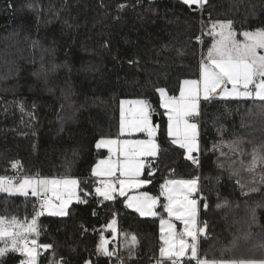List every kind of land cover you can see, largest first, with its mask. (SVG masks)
Here are the masks:
<instances>
[{
    "label": "trees",
    "instance_id": "16d2710c",
    "mask_svg": "<svg viewBox=\"0 0 264 264\" xmlns=\"http://www.w3.org/2000/svg\"><path fill=\"white\" fill-rule=\"evenodd\" d=\"M229 20L236 32L264 28V0H208L201 11L183 0H0V175L74 176L87 201L72 202L66 216L39 217L35 238L52 248L39 249L37 264H160L158 217L141 216L124 196L104 200L94 191L91 169L107 155L96 142L116 134L120 100L132 97L158 112L160 152L147 161L154 173L146 167L152 180L143 190L157 194L165 178H196L199 225L206 224L199 256L264 259V168L246 170L253 147L264 142V102L203 100L193 164L166 135L156 91L176 94L183 79L197 77L212 23ZM38 207L31 194H0V216L30 220ZM112 219L136 246L99 254ZM21 257L9 251L0 264Z\"/></svg>",
    "mask_w": 264,
    "mask_h": 264
},
{
    "label": "snow or ice",
    "instance_id": "6c2138e0",
    "mask_svg": "<svg viewBox=\"0 0 264 264\" xmlns=\"http://www.w3.org/2000/svg\"><path fill=\"white\" fill-rule=\"evenodd\" d=\"M189 7L195 5L203 9L208 0H183ZM31 7V5H29ZM124 7V5H120ZM208 35L213 37V43L208 48L207 54L202 57L199 67V79L183 80L180 85L179 97L168 96L164 88H157L160 94L161 107L166 109L168 117V135L171 137L172 144H178L180 148L186 150L187 159L193 164H198L191 153L198 150L196 143L197 125L189 123L188 118L198 115L199 100L201 93L203 99L208 100L214 94L234 98H254L264 102V55L258 54V49H264V28L254 31H243L240 35L243 40H238L237 33L233 30V22L216 21L213 22ZM199 41L201 38L196 37ZM130 63H132L130 61ZM231 85L229 89L227 86ZM219 90V91H218ZM136 105V118L130 122L125 120L124 105ZM151 105L146 100L121 101V121L120 132L128 130L136 132H146V141L128 140H100L97 147L106 146L113 152L117 159L101 160L92 169V175L105 177L99 181L101 186L96 187L97 196H102L104 200L114 199L116 187L112 182L117 172L121 177L119 183V195L124 196L127 188H139L148 181L140 179L141 171L145 166L144 157H156L159 145L156 143V128L150 122ZM244 141H234L230 147H239ZM252 144L253 141H247ZM12 167L18 169V162H12ZM258 168H264V142L253 147L251 160L246 170L253 175ZM255 183V179L253 180ZM260 183H264V172L260 176ZM80 181L71 176L63 177H41L39 174L25 176L17 180L16 177H0V192L21 193L25 196L29 193L33 197L40 199L41 211H36L35 215L29 220H23L13 215L10 218L0 216V257L9 251L19 252L26 259L21 260L20 264H37L39 248L51 249L52 245H39L37 239L33 238L29 242V236L38 237V219L48 211L50 215L66 216L67 208L75 198L78 202L82 201L77 194ZM198 181L192 180H171L165 181L161 185V196H164L168 203L164 205L169 217L184 224L182 233L175 231V226L171 221L161 220V241L160 264L163 261H171V264H180L181 258L185 257L190 251V260H195L196 264H264V259H213L200 258L198 249V236L204 234L205 227H198L197 222V201L190 199L193 192L197 191ZM256 189H251L255 191ZM51 194V195H50ZM87 195V193H85ZM53 199L59 201L53 203ZM132 201H135L133 203ZM157 198L149 196L147 193L140 197H130L128 207H135L141 216H154L156 212L153 208L157 204ZM207 207V205H205ZM95 214V213H94ZM252 218L255 219V209H252ZM113 220L108 224V228L114 232L116 229ZM191 238V243L186 240ZM107 240L101 235L100 242L97 244V252L112 256L108 250ZM131 248L136 246V237H131L128 242ZM264 247V242H261ZM63 264V259L56 262ZM85 264H90L85 261Z\"/></svg>",
    "mask_w": 264,
    "mask_h": 264
},
{
    "label": "rangeland",
    "instance_id": "374dc122",
    "mask_svg": "<svg viewBox=\"0 0 264 264\" xmlns=\"http://www.w3.org/2000/svg\"><path fill=\"white\" fill-rule=\"evenodd\" d=\"M234 30V29H233ZM235 31V30H234ZM243 31H254V30H242V31H240V32H236L237 33V39L238 40H243V37L240 35V33H242ZM212 43H213V37L211 36V43H210V46L212 45ZM209 46V47H210ZM208 47V48H209ZM207 51H208V49H207ZM207 51L205 52V54L202 56V57H204L206 54H207ZM258 54H260V55H264V49H258ZM202 57H201V59H202ZM201 59H200V62H201ZM197 79H199V73H198V76L197 77H194V78H185V79H183V80H197ZM182 80V81H183ZM181 81V82H182ZM181 85V84H180ZM229 89L231 88V85H228L227 86ZM163 88V87H162ZM165 90H166V93H167V95L168 96H175V97H179V94H180V87H179V89H178V92L176 93V94H172V93H170V92H168V90L166 89V88H164ZM219 91V90H218ZM158 98H159V106H160V108H161V110H162V113H163V115L165 116V118H166V121H165V131H166V135L169 137V135H168V117H167V115H166V109L165 108H163V107H161V104H160V94L158 93ZM146 100L147 101V99L146 98H144V97H132V98H122L121 100H120V104H119V121H118V129H117V132H116V134L115 135H113V136H110V137H102V138H99L98 139V141H100V140H108V139H112V140H128V141H146V140H148V135H147V133L146 132H136V131H131V130H128V131H126L125 133H123V134H121V132H120V121H121V101L122 100H124V101H132V100ZM210 99H239V100H249V99H254V98H234V97H225V96H221V95H219V94H214ZM203 100H205V99H203V94L201 93V97H200V100H199V107H198V113H200V103L203 101ZM124 110H125V120H126V122H130V121H132V120H134L135 118H136V108H137V106L136 105H129V104H125L124 106ZM158 112H155V111H153V109H152V107H151V113H150V122H151V124H152V126L153 127H155L156 128V137H155V140H156V143L159 145V142H158V139H157V129H158V125L157 126H155L154 124H153V115L154 114H157ZM198 118H199V114L198 115H193V116H191V117H189L188 118V122L189 123H194V124H196L197 125V129H196V131H197V137H196V143H197V145H198V150H196V151H193L192 153H191V155L195 158V159H197L198 160V157H199V151H200V142H199V125H198ZM170 138V140L172 139L171 137H169ZM97 141V142H98ZM97 142H96V147H97ZM176 146H178L179 147V145L178 144H175ZM99 148H102V149H104L106 152H107V155L105 156V157H102V158H100L94 165H93V167H95L96 165H97V163L99 162V161H101V160H109L110 158L112 159V160H115V159H117V156L113 153V152H110L109 151V148L108 147H106V146H101V147H99ZM159 152H160V146H159V151H158V154H157V156L159 155ZM183 153H184V156H185V158H187V156H186V150L185 149H183ZM156 156V157H157ZM156 157H144L143 159H144V163H145V166H144V168L142 169V171H141V175H140V179H142V180H145V181H148V183H146V184H142L139 188H127L126 189V191H125V195H124V201H125V204L127 205L128 204V202H129V198L130 197H140V196H142V194H144V193H147L149 196H151V197H155V198H157V204L155 205V207L153 208V211H155L156 212V215H154V216H147V217H158V230H159V239H160V247H161V245H162V241H161V220H164V221H171V223L175 226V231L177 232V233H182L183 232V230H184V224L181 222V221H179V220H176L174 217H169V215H168V213H167V211L165 210V208H164V205L166 204V203H168V201H167V199L164 197V196H161V191H162V189H161V185L162 184H164L165 183V181H171V180H192V179H194V177L193 178H165L164 180H162V182L160 183V185H159V191H158V193L157 194H154L153 192H149V191H147V190H143V187L144 186H148L149 185V183L151 182V180H152V178L151 177H144L143 176V174H144V171H145V169H146V167H147V165H146V162L148 161V160H154ZM93 167H92V169H93ZM92 169H91V173H92ZM147 173H148V175H153V173H154V170H153V167L150 165V169H148L147 168ZM29 176H33V175H29ZM93 176V175H92ZM0 177H6V176H2V175H0ZM23 177H25V176H21L20 178H23ZM42 177H48V176H42ZM51 177H63V176H51ZM71 177H73V178H76V177H74V176H71ZM94 177V179L97 181V184L95 185V188H94V191H95V189H96V187H98V186H101L100 185V183H99V181L101 180V179H107V178H105V177H96V176H93ZM121 177L119 176V172H117V174H116V177H113V178H111L112 179V182L114 183V185H115V187H116V192L114 193V196L115 195H119V183H118V181H119V179H120ZM76 179H78V178H76ZM17 180H19V179H17ZM79 180V179H78ZM80 185V184H79ZM79 187H78V189H77V194L79 195ZM1 193V192H0ZM2 193H7V194H19V195H23V194H21V193H17V192H13V193H8V192H2ZM96 193V192H95ZM30 194V193H29ZM198 194V186H197V191H195V192H193L192 194H191V196H190V199H194V200H196L197 201V205H196V207H197V222H198V227H200V225H199V200H198V198H196V195ZM51 195V194H50ZM75 201H77L75 198H73V200H72V202H75ZM71 202V203H72ZM133 203H135V201H132ZM53 203H56V204H58L59 203V201H56V200H54L53 199ZM70 203V204H71ZM69 204V205H70ZM130 208V207H129ZM131 209H133L134 211H136V209H135V207H132ZM38 211H41V209H40V204H39V207H38ZM137 212V211H136ZM137 213H139V212H137ZM44 214H49V212L48 211H44ZM140 214V213H139ZM113 220H115L116 221V219H112V220H110L109 222H108V224L111 222V221H113ZM108 224L107 225H105L104 226V232H102V234L101 235H103V237H104V239L105 240H107V247H108V250L110 251V252H112L113 253V255H116V253H117V251L119 250V249H122V248H124V249H127V248H131V246H130V244L128 243L130 240H131V237H133L134 235H126V234H124V233H120L119 232V230H118V226H117V221H116V224L114 225V228L116 229V231L114 232L112 229H110V228H108L107 226H108ZM106 232H108L107 234H106ZM101 235H100V239H101ZM33 238H35V237H33V236H29V242H30V240L31 239H33ZM36 239V238H35ZM186 240L189 242V243H191V238L190 237H186ZM99 242H100V240H99ZM136 243H137V241H136ZM0 246H2V245H0ZM39 249H41V248H39ZM39 249H38V251H39ZM43 249V248H42ZM159 250H160V248H159ZM21 254V253H20ZM100 254V253H99ZM101 254H103V253H101ZM22 255V254H21ZM190 255H191V253H190V251L188 252V254L185 256V257H183V258H181V261H180V264H182L183 262H185V261H187V260H190L189 259V257H190ZM159 257H160V251H159ZM200 258H206V257H204V256H201ZM24 259H26V257L25 256H23L22 255V257H21V259H20V261L21 260H24ZM207 259H209V260H213L214 258H207ZM216 260H218V259H216ZM20 261L17 263V264H20ZM161 261V260H160ZM194 262H195V264H196V261L195 260H193ZM84 264H85V262H84Z\"/></svg>",
    "mask_w": 264,
    "mask_h": 264
},
{
    "label": "built area",
    "instance_id": "2783aa9c",
    "mask_svg": "<svg viewBox=\"0 0 264 264\" xmlns=\"http://www.w3.org/2000/svg\"><path fill=\"white\" fill-rule=\"evenodd\" d=\"M200 11H201V9H200ZM201 20H200V22L202 23L203 21H204V19H203V16H201ZM210 17H209V15H206V17H205V19H209ZM204 29V27H203V25L201 26V30H203ZM201 40V39H200ZM150 162H147V166H150ZM6 177H16L17 179H20V175H17V174H14V175H11V176H6ZM196 198H198V200H200V194H199V192H198V194L196 195ZM37 202L40 204V199L39 198H37ZM170 264H171V261H170Z\"/></svg>",
    "mask_w": 264,
    "mask_h": 264
},
{
    "label": "water",
    "instance_id": "95a60500",
    "mask_svg": "<svg viewBox=\"0 0 264 264\" xmlns=\"http://www.w3.org/2000/svg\"><path fill=\"white\" fill-rule=\"evenodd\" d=\"M158 114L153 115V124L155 125L157 123Z\"/></svg>",
    "mask_w": 264,
    "mask_h": 264
},
{
    "label": "crops",
    "instance_id": "0c3cea01",
    "mask_svg": "<svg viewBox=\"0 0 264 264\" xmlns=\"http://www.w3.org/2000/svg\"><path fill=\"white\" fill-rule=\"evenodd\" d=\"M94 178V177H93ZM194 179H196V178H194ZM2 193V192H1ZM0 193V194H1ZM3 194H7V193H3ZM8 195H14V194H8ZM19 195V194H18ZM160 258V260H161V257H159Z\"/></svg>",
    "mask_w": 264,
    "mask_h": 264
}]
</instances>
